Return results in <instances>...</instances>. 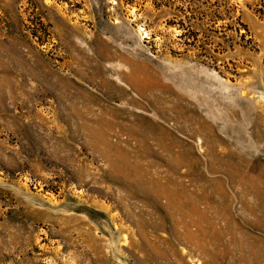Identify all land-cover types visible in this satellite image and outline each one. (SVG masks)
<instances>
[{
  "label": "rangeland",
  "instance_id": "374dc122",
  "mask_svg": "<svg viewBox=\"0 0 264 264\" xmlns=\"http://www.w3.org/2000/svg\"><path fill=\"white\" fill-rule=\"evenodd\" d=\"M0 264H264L257 0H0Z\"/></svg>",
  "mask_w": 264,
  "mask_h": 264
},
{
  "label": "trees",
  "instance_id": "16d2710c",
  "mask_svg": "<svg viewBox=\"0 0 264 264\" xmlns=\"http://www.w3.org/2000/svg\"><path fill=\"white\" fill-rule=\"evenodd\" d=\"M257 14L264 19V0H257Z\"/></svg>",
  "mask_w": 264,
  "mask_h": 264
}]
</instances>
